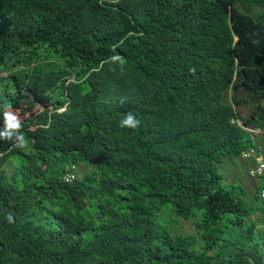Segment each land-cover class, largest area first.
<instances>
[{
	"label": "trees",
	"instance_id": "obj_1",
	"mask_svg": "<svg viewBox=\"0 0 264 264\" xmlns=\"http://www.w3.org/2000/svg\"><path fill=\"white\" fill-rule=\"evenodd\" d=\"M243 128L264 0H0V264H264Z\"/></svg>",
	"mask_w": 264,
	"mask_h": 264
},
{
	"label": "rangeland",
	"instance_id": "obj_2",
	"mask_svg": "<svg viewBox=\"0 0 264 264\" xmlns=\"http://www.w3.org/2000/svg\"><path fill=\"white\" fill-rule=\"evenodd\" d=\"M250 10L254 12L257 9L251 8ZM247 99H250V98L247 97ZM245 107L247 109V111H245V115H249L250 112L255 111L256 109L255 102L253 101H249V103ZM257 130H261V129H257ZM255 136H257L258 145L262 147L263 152H264V135L257 133ZM250 158H253V157H250ZM249 162H251V160H248V159H233L232 161L225 160L222 164L218 166V170L220 167L219 172H221V174L223 175L225 183H230V182L240 183L241 186L248 193H252L254 188H256V182L252 180L248 175V171L250 167L252 166V164L251 163L249 164ZM14 168L15 166L13 162H6V166L4 167L5 172L8 175H10L14 171ZM79 173H81V175L86 173V169L82 166L76 167L74 169L75 176L79 175ZM180 225L183 226L182 230L185 232L192 230V226L189 224L181 222Z\"/></svg>",
	"mask_w": 264,
	"mask_h": 264
},
{
	"label": "built area",
	"instance_id": "obj_3",
	"mask_svg": "<svg viewBox=\"0 0 264 264\" xmlns=\"http://www.w3.org/2000/svg\"><path fill=\"white\" fill-rule=\"evenodd\" d=\"M62 111V110H61ZM249 132L255 133L256 131L254 130H249ZM264 152L262 151L261 147H257V149L252 148L245 153L242 154V158L244 159H255L254 161L256 162V167L250 171V175L252 177H263L264 178ZM253 157V158H250ZM74 178V173L70 172L66 175L63 176V180L65 182H71ZM260 197L262 200H264V190L261 191Z\"/></svg>",
	"mask_w": 264,
	"mask_h": 264
},
{
	"label": "clouds",
	"instance_id": "obj_4",
	"mask_svg": "<svg viewBox=\"0 0 264 264\" xmlns=\"http://www.w3.org/2000/svg\"><path fill=\"white\" fill-rule=\"evenodd\" d=\"M5 118H6V121L8 122V124H9L10 127L16 128V127L19 126V121L16 120V117L15 116H13V115H11L9 113H6L5 114ZM138 124H139V121L137 119H135V117L133 115H131V114H128L127 117L124 120L121 121V127H131V128H135V127L138 126ZM243 129H245L246 131H248L247 129L256 131L255 133L248 131L251 134H257V133H259V134H263L264 135V131L263 130H257V129H252V128H243ZM257 147H261V146L258 145ZM262 151H263V149H262ZM250 160H252V159H250ZM253 162H254V165L255 166L253 168H251V170H253L256 167V162L254 160H253ZM250 171L248 172V175H249L250 178H253L250 175ZM260 194H261V192H260Z\"/></svg>",
	"mask_w": 264,
	"mask_h": 264
}]
</instances>
